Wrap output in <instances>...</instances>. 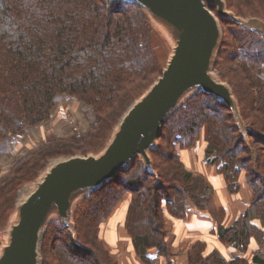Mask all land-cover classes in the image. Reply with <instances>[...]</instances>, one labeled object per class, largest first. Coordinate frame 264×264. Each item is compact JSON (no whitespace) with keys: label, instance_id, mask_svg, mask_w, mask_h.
<instances>
[{"label":"trees","instance_id":"1","mask_svg":"<svg viewBox=\"0 0 264 264\" xmlns=\"http://www.w3.org/2000/svg\"><path fill=\"white\" fill-rule=\"evenodd\" d=\"M225 1L239 16L264 19V0ZM220 20L223 41L214 68L232 87L250 143L264 145V78L256 73L264 64V33L224 16ZM157 37L146 9L130 0H0V141L50 118L63 94L91 106L95 130L99 128L98 140L71 146L84 153H59L68 146L49 141L2 174L0 235L22 187L35 181L51 159L98 153L106 146L127 108L163 73L166 64L157 51ZM243 135L227 104L201 90L192 93L166 120L158 146L150 151L153 172L138 156L115 178L83 196L73 214L76 237L61 219L59 227L54 222L49 230L47 224L42 247L48 233L55 237V229L66 234L60 240L64 245L55 249V262H47L42 250L43 264H112L100 248L117 264H127L114 258L101 237L105 222L111 226L120 214V225L143 262L155 264L150 253L156 251L169 259L172 236L166 213L181 219L192 209L208 210L213 202L209 180L185 160V153L194 154L198 144L231 191L239 189L241 179L254 189L251 209L243 218L219 228L223 240L245 245L253 230L246 218L255 208L264 218V154L249 149ZM96 143L100 145L90 149ZM89 236H94L92 241ZM209 260L225 264L216 253L203 258L198 252L189 258L199 264Z\"/></svg>","mask_w":264,"mask_h":264},{"label":"water","instance_id":"2","mask_svg":"<svg viewBox=\"0 0 264 264\" xmlns=\"http://www.w3.org/2000/svg\"><path fill=\"white\" fill-rule=\"evenodd\" d=\"M130 1L144 7L174 42L163 73L127 108L100 152L53 158L35 181L22 187L2 233L0 264H42V242L52 214L75 232L74 209L83 196L115 178L138 156L153 172L150 151L158 146L166 120L192 93L201 90L216 96L247 131L231 85L214 68L223 41L220 17L263 33L264 19L239 16L225 0ZM30 186L34 187L23 192Z\"/></svg>","mask_w":264,"mask_h":264},{"label":"crops","instance_id":"3","mask_svg":"<svg viewBox=\"0 0 264 264\" xmlns=\"http://www.w3.org/2000/svg\"><path fill=\"white\" fill-rule=\"evenodd\" d=\"M20 133L22 135L23 131ZM20 133L8 137L7 141L1 143L8 148L11 157H14L15 153L16 155L21 153L26 145L24 142L20 147V141L17 144L16 138ZM185 160L191 164L193 160L191 152L185 153ZM213 167L209 168L210 181L214 188L211 206L204 211L192 209L185 218H171L169 236H172L170 238L172 254L167 259L157 251L151 252L155 264H199V261L194 263L189 261L190 255L198 252L203 258L216 253L225 264H264V218L261 211L255 208L246 218L247 225L253 230L245 245L239 242L229 243L219 235L221 226L224 228L234 226L251 209L254 189L247 179H241L239 189L231 191L223 175L218 172L217 167ZM116 217L122 218V214ZM120 219H113L109 228L115 227L113 234L116 238L118 235H125L129 239L128 245L131 247L129 264H147L136 254L131 237L121 227ZM208 262L206 264H212L210 260Z\"/></svg>","mask_w":264,"mask_h":264},{"label":"rangeland","instance_id":"4","mask_svg":"<svg viewBox=\"0 0 264 264\" xmlns=\"http://www.w3.org/2000/svg\"><path fill=\"white\" fill-rule=\"evenodd\" d=\"M213 10L217 12V7L214 6ZM152 23L158 34L157 51L160 54L163 61L165 62V64H167L168 59L170 58L172 51H173L174 42H172L169 36L167 37L166 32L163 30V28L159 24L153 22V20H152ZM228 27L229 25H227V28ZM215 71L219 73V69H215ZM256 73L260 77L264 78V65L259 66V68L256 69ZM96 122H97L96 113L91 106L67 94L60 95L56 101V105L52 111V116L50 118L46 119L45 121L39 123L38 125L34 127L23 130V134L21 135L20 133L18 138H16L17 144L20 141V147L23 146L22 144L24 142L26 143L21 153L19 152L17 155L15 153V156L11 157V154L8 152V148L4 145H1L3 141H7L8 139L5 138L0 141V177L7 170L11 171V169L15 166V164H17L15 163L16 161L17 162L20 161L22 157H24L25 155L29 153H35L39 151L40 149L44 148L47 142L49 141H51L52 143L59 142L60 144H63L64 146L65 145L68 146L66 148L67 150L61 149L63 150V152H59V153H84L82 151H84L85 149L84 150L79 149L78 146H76L75 149H72L71 146L73 145L75 146L78 144H80V146H83L84 144V147H85L87 143L89 142L88 140L90 139L94 141L98 140L99 135H95L96 132L99 130V128L95 130ZM240 125L242 127V129L241 128L240 129L241 131L243 130L242 132H244L243 136L247 140V145L249 146V149L253 148L252 150L254 152L257 149L259 154H264V150H263L264 145L261 142L250 143V139H249V135L247 134V131H245L244 126L242 125L241 122H240ZM260 131H261L260 135H263L264 130L260 129ZM99 145L100 143L98 144L96 143L90 149H95ZM195 148L196 149L194 151V154H192L193 160L191 161L190 165L188 164L189 168L193 170L194 172H199L200 174L205 176L211 184L210 176H209L211 175V173L209 171V168L212 169L214 167L208 164L207 160L203 156V153L200 151L201 144H198ZM241 155L246 156V152H243ZM33 187L34 186L25 188L23 189V192L26 193L30 191ZM212 191L214 194L213 186H212ZM120 218L121 217H116L113 219L119 220ZM165 218H166L165 222L171 228V218L172 217L169 216L168 213H166ZM59 219L60 218L56 214H52L51 220L48 222L49 230L52 228V224L54 222H56L55 227L60 226V224L57 223ZM108 222H105V224L101 227V233H102L101 237L103 239V243L105 247L112 248L110 251L114 255V258L116 260L118 259L119 262H127V264H129V256L131 255L129 254V252H131V247L128 245L129 239H127L125 235H120V236L118 235V238H116L113 234L115 227L114 229L109 228ZM5 229H3L2 231L3 234L4 232H6ZM68 230H70V228ZM55 231H56L55 237H52L51 235H49V233L47 234V239H45L44 245L42 247V250H46L44 259H46L47 262L49 261L53 262L54 257H55L54 256L55 249L59 245H64V243L60 240L62 239V236L66 234V231L64 230L61 231L58 229H55ZM2 233L0 235V238H1L0 240L3 243L4 238L2 236L3 235ZM73 236L76 237L75 232H73ZM89 237L91 240L92 237L94 236H89ZM99 251L101 252L102 256L106 258L105 260L108 259L110 262H113L112 264H117V262L114 259L112 260L109 259L110 257L107 256V254L105 253L103 249L100 248ZM42 256H44V253H42Z\"/></svg>","mask_w":264,"mask_h":264}]
</instances>
